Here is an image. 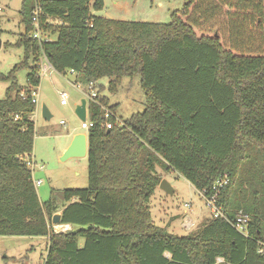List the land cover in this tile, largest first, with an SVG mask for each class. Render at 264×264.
Listing matches in <instances>:
<instances>
[{"label":"trees","instance_id":"1","mask_svg":"<svg viewBox=\"0 0 264 264\" xmlns=\"http://www.w3.org/2000/svg\"><path fill=\"white\" fill-rule=\"evenodd\" d=\"M103 4L23 2L25 54L15 69L28 68L27 83L0 98V234L47 237L43 264H264V0H184L166 23L92 12ZM36 6L49 40L32 35ZM42 49L58 72L94 81L115 113L101 78L116 92L124 76L139 75L145 95L144 109L124 125L88 100L89 183L64 189L61 204L40 200L24 157L34 148L30 91L40 82ZM158 166L208 194L226 173L218 197L226 217L184 235L157 224L149 201L162 179ZM240 212L247 234L234 224ZM57 213L70 229L55 231Z\"/></svg>","mask_w":264,"mask_h":264},{"label":"rangeland","instance_id":"2","mask_svg":"<svg viewBox=\"0 0 264 264\" xmlns=\"http://www.w3.org/2000/svg\"><path fill=\"white\" fill-rule=\"evenodd\" d=\"M25 1L29 8L33 0ZM23 2L24 0H0V74L5 75H0V98L7 95L9 87L14 91L17 85L24 86L27 83L28 68L19 65L15 69L25 54L23 45L18 43L20 33L25 31L21 13ZM183 4L184 0H104L101 9L93 10L98 15L110 18L166 23L171 20L172 12ZM11 70L13 71L9 74ZM100 82L106 86L102 92L109 96L110 102L118 103L116 113L122 119L144 109L145 95L139 75L124 76L116 92L108 90V77L101 78ZM89 90L84 83L81 84L76 79L75 73L53 70L40 80L38 103L33 115V153L37 162L43 163L45 168L40 170L36 166L33 177L42 179L41 184L36 186L42 202L53 198L61 204L64 202V189L88 186L87 157L62 160L60 155L72 133L85 130L81 127V119L75 109L82 98L85 97L88 101L85 92ZM62 91L67 93L65 104L60 101ZM43 103L52 114L49 119L42 115ZM61 120H64L65 124L61 123ZM157 168L162 178H166L175 188L174 193H168L158 185L150 198L151 213L157 224H172L171 231L184 235L212 216L204 197L183 175L175 170L167 171L160 166ZM61 207L59 205L57 212L61 211ZM46 250L47 237L0 234V264H43Z\"/></svg>","mask_w":264,"mask_h":264},{"label":"built area","instance_id":"3","mask_svg":"<svg viewBox=\"0 0 264 264\" xmlns=\"http://www.w3.org/2000/svg\"><path fill=\"white\" fill-rule=\"evenodd\" d=\"M38 13H39V7L36 6V8L33 11V29L31 31L32 35H33V37L37 38L39 41L49 40V39H51V37L48 36L47 33H45L43 31L41 24H40V21L38 19ZM53 70H56V69L54 68L52 62L50 61L47 53L42 49L40 56H39V61H38V74H39L40 80H41L42 76L51 73ZM70 71H75V70L70 69ZM39 84H40V82H39ZM39 84L33 86L31 91H30L32 101L36 104V108H37V103H38V87H39ZM88 88L90 89L89 92L87 93L88 100L95 101L99 105H101L104 109V115L107 118L114 117L117 120L119 125H124L123 119L120 118L112 110V108H110L109 106L103 105L102 102H100L98 100V89L96 88L94 81H91L88 83ZM22 93H23V91H22ZM60 96H61V100H60L61 103L62 104L67 103L66 91H62L60 93ZM34 112H36V109L33 111V113ZM31 115H30V118H31ZM61 122L65 124L64 120H61ZM104 124L106 127L110 128V127H112L113 122L111 120H107ZM92 125H93V121H91L89 118L88 108H87V118L85 120H81V127L83 129L88 130V128ZM24 157L26 160V164L29 166V168L32 171V174H33V170L35 169L36 166L40 170H43L45 168V165L43 163H41V164L38 163L31 154H25ZM32 177H33V175H32ZM228 180H229V177L226 173L221 174L216 179L215 183L213 184L212 192L210 194H208L205 190H198L200 195H202L204 197V200H205L206 204L209 206L210 212H211L212 216H214V217H217V216L226 217L221 206H220V204L218 203V197H219V193L221 192L222 187L228 182ZM33 182H34L35 186H38L41 184L42 179L41 178L34 179V177H33ZM248 219H249V217L247 214L240 212V214L237 216V218L234 222L235 227L245 234L248 233V229H247ZM53 226H54L55 231H65V230H68L71 228V225L69 223H54ZM258 244H259L258 245V252L260 254L264 255V235L262 238H260ZM219 259H221V258H219Z\"/></svg>","mask_w":264,"mask_h":264},{"label":"water","instance_id":"4","mask_svg":"<svg viewBox=\"0 0 264 264\" xmlns=\"http://www.w3.org/2000/svg\"><path fill=\"white\" fill-rule=\"evenodd\" d=\"M217 34V33H216ZM1 45V40H0ZM75 112L81 120L87 118V99L84 97L81 102L77 104ZM42 115L44 118L49 119L52 114L45 103L42 104ZM88 153V134L86 131L75 132L72 136L70 143L63 149L60 158L65 160L70 157H85ZM159 187L168 193H174L175 188L166 179L162 178ZM54 223H59V214L57 213L53 218Z\"/></svg>","mask_w":264,"mask_h":264},{"label":"crops","instance_id":"5","mask_svg":"<svg viewBox=\"0 0 264 264\" xmlns=\"http://www.w3.org/2000/svg\"><path fill=\"white\" fill-rule=\"evenodd\" d=\"M91 2H93V0H91ZM92 12L93 13H95V14H97L94 10H92ZM118 19V18H117ZM67 72H70V73H75V75H76V79L81 83V84H83V82H81L80 81V78H79V73L78 72H76V71H70V69L69 70H67ZM66 72V73H67ZM61 73V72H60ZM109 80V79H108ZM85 84V83H84ZM86 86H87V88H88V84H85ZM89 89V88H88ZM88 92H85V94H87ZM87 108H88V101H87ZM33 115H34V113L31 115V118L33 119ZM61 122V121H60ZM34 123H35V120H34ZM62 123V122H61ZM79 131H86L87 132V129H85V130H79ZM75 132H78V131H74L73 133H72V135H71V137H70V140L66 143V145L63 147V148H65L69 143H70V141H71V138H72V136H73V134L75 133ZM63 150V149H62ZM31 155L34 157V153H33V151H32V153H31ZM87 157V156H86ZM36 160V159H35ZM37 161V160H36ZM193 219V218H192ZM194 221H195V219H193ZM166 225V224H165ZM169 226V229H170V227H172V224L171 225H168ZM171 230V229H170ZM176 233V232H175ZM46 238V237H45ZM167 255H170L169 253H167Z\"/></svg>","mask_w":264,"mask_h":264}]
</instances>
